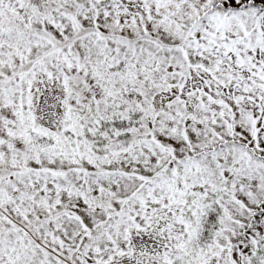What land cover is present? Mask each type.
<instances>
[{
    "label": "snow or ice",
    "instance_id": "1",
    "mask_svg": "<svg viewBox=\"0 0 264 264\" xmlns=\"http://www.w3.org/2000/svg\"><path fill=\"white\" fill-rule=\"evenodd\" d=\"M0 264H264V0H0Z\"/></svg>",
    "mask_w": 264,
    "mask_h": 264
}]
</instances>
